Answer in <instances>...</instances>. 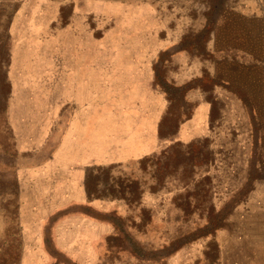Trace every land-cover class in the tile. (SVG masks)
I'll list each match as a JSON object with an SVG mask.
<instances>
[{
    "label": "rangeland",
    "instance_id": "1",
    "mask_svg": "<svg viewBox=\"0 0 264 264\" xmlns=\"http://www.w3.org/2000/svg\"><path fill=\"white\" fill-rule=\"evenodd\" d=\"M0 264H264V0H0Z\"/></svg>",
    "mask_w": 264,
    "mask_h": 264
},
{
    "label": "crops",
    "instance_id": "2",
    "mask_svg": "<svg viewBox=\"0 0 264 264\" xmlns=\"http://www.w3.org/2000/svg\"><path fill=\"white\" fill-rule=\"evenodd\" d=\"M135 120H137V119L135 118ZM143 129L144 128H143V125L141 122H140V124L137 123V121L134 122L133 128H132V133L130 134V137H129V145L130 146H128L127 152L122 154L123 155L122 157H124V159L129 160V158L141 157L143 154L150 151L149 135L144 136V133L142 131L139 132V130H143ZM146 143L148 144L147 146H146ZM83 145L84 144L82 143V146ZM119 150L121 151L122 149H119ZM84 163H85V161L82 162V164H84Z\"/></svg>",
    "mask_w": 264,
    "mask_h": 264
},
{
    "label": "trees",
    "instance_id": "3",
    "mask_svg": "<svg viewBox=\"0 0 264 264\" xmlns=\"http://www.w3.org/2000/svg\"><path fill=\"white\" fill-rule=\"evenodd\" d=\"M164 89L165 90H168L169 92H172V93H174V91L173 90H171L168 86H164ZM176 91V90H175Z\"/></svg>",
    "mask_w": 264,
    "mask_h": 264
}]
</instances>
